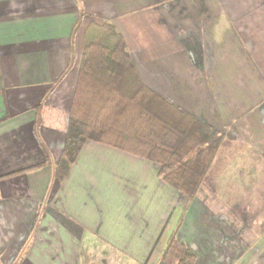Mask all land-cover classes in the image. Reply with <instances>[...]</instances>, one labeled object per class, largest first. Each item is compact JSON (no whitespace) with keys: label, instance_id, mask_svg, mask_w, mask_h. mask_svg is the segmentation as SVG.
Here are the masks:
<instances>
[{"label":"crops","instance_id":"0c3cea01","mask_svg":"<svg viewBox=\"0 0 264 264\" xmlns=\"http://www.w3.org/2000/svg\"><path fill=\"white\" fill-rule=\"evenodd\" d=\"M92 22L225 134L194 198L96 140L54 180ZM172 236L195 264H264V0H0V264H166Z\"/></svg>","mask_w":264,"mask_h":264},{"label":"trees","instance_id":"16d2710c","mask_svg":"<svg viewBox=\"0 0 264 264\" xmlns=\"http://www.w3.org/2000/svg\"><path fill=\"white\" fill-rule=\"evenodd\" d=\"M79 24L80 19L75 33ZM71 66L72 62L52 83L50 92ZM224 135L145 84L123 34L111 23L92 22L85 32L68 132L53 178L58 182L65 180L85 143L96 140L158 162L159 176L194 198ZM42 166L37 164L7 176ZM39 220L37 215L36 221ZM162 260L166 264H195L197 255L172 236Z\"/></svg>","mask_w":264,"mask_h":264}]
</instances>
